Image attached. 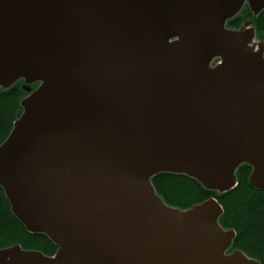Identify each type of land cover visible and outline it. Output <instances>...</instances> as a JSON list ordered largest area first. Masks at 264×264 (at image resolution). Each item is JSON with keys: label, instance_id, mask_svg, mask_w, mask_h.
Listing matches in <instances>:
<instances>
[{"label": "water", "instance_id": "1", "mask_svg": "<svg viewBox=\"0 0 264 264\" xmlns=\"http://www.w3.org/2000/svg\"><path fill=\"white\" fill-rule=\"evenodd\" d=\"M264 0H0V90L27 95L0 145V188L50 257L20 245L0 264H125L154 226L162 264H259L212 197L167 205L152 179L186 175L218 195L264 190ZM35 89H33V87Z\"/></svg>", "mask_w": 264, "mask_h": 264}, {"label": "trees", "instance_id": "2", "mask_svg": "<svg viewBox=\"0 0 264 264\" xmlns=\"http://www.w3.org/2000/svg\"><path fill=\"white\" fill-rule=\"evenodd\" d=\"M247 19H253L257 37L264 40V10L253 18L247 8L229 22L231 28H239ZM23 82L7 91L0 90V145L10 134L21 111L20 101L27 93ZM36 86L33 87L35 89ZM252 168L242 165L238 171V185L231 191L218 195L206 190L198 181L186 175L162 173L152 179L157 193L166 203L180 209H188L215 197L224 209L221 224L236 230L235 247L264 264V190L250 184ZM20 245L25 250H44L55 254L57 245L44 234H31L13 215L10 203L0 188V250Z\"/></svg>", "mask_w": 264, "mask_h": 264}, {"label": "bare ground", "instance_id": "3", "mask_svg": "<svg viewBox=\"0 0 264 264\" xmlns=\"http://www.w3.org/2000/svg\"><path fill=\"white\" fill-rule=\"evenodd\" d=\"M166 230H158L154 226H148L139 231L140 244L150 255L154 263L166 262L178 250V245L169 241L165 236ZM149 259L146 252L133 259H127L125 264H144Z\"/></svg>", "mask_w": 264, "mask_h": 264}, {"label": "rangeland", "instance_id": "4", "mask_svg": "<svg viewBox=\"0 0 264 264\" xmlns=\"http://www.w3.org/2000/svg\"><path fill=\"white\" fill-rule=\"evenodd\" d=\"M165 201V200H164ZM167 205H170V204H168V203H166ZM189 209V208H188ZM223 215L224 214H222V216H221V220H222V218H223ZM223 226V225H222ZM224 227V226H223ZM226 229H233V230H235L234 228H226ZM236 231V230H235ZM237 233V232H236ZM235 239H236V237L234 238V240H233V244H232V246L230 247V249L228 250V252L229 253H232L234 250H239V251H242L241 249H238V248H234L235 247V243H234V241H235ZM55 245V244H54ZM38 251H40V252H42L43 253V256H45V257H50V256H52L51 254H48L47 252H45L44 250L42 251V250H38ZM242 252H244L245 253V251L243 250ZM246 255H247V253H246ZM247 256H249V255H247ZM250 257V256H249ZM256 260L259 262V264H261V262H260V260L259 259H257L256 258Z\"/></svg>", "mask_w": 264, "mask_h": 264}]
</instances>
